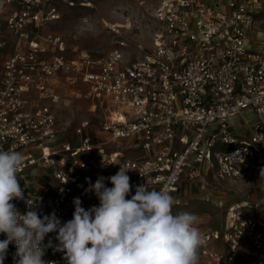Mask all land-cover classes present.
<instances>
[{"label":"built area","instance_id":"built-area-1","mask_svg":"<svg viewBox=\"0 0 264 264\" xmlns=\"http://www.w3.org/2000/svg\"><path fill=\"white\" fill-rule=\"evenodd\" d=\"M93 4L0 0V149L25 156L18 173L25 199L13 200L16 208L29 210L30 198L41 217L54 212L67 222L75 198L85 210L99 205L86 189L101 177L112 187L107 178L120 165L130 170L126 198L141 184L167 190L175 198L174 214L186 187L208 195L218 183L264 176V43L253 44L250 36L264 0H159L145 8L154 21L148 46L128 41L118 25H110L109 52L65 59L58 54L62 35L42 28L58 20L62 8ZM64 86L83 87L103 117L83 120L66 135L57 120ZM246 113L255 122L237 135L231 119ZM45 177L57 182L50 198L39 196ZM203 200L224 212L219 231L202 232L200 256L207 264H264V201L250 212L244 202ZM55 236L45 237L53 246L43 259L67 264L55 251ZM215 241L219 248H208ZM241 245L253 249L251 257L238 250ZM15 252L10 244L4 264H15Z\"/></svg>","mask_w":264,"mask_h":264},{"label":"clouds","instance_id":"clouds-1","mask_svg":"<svg viewBox=\"0 0 264 264\" xmlns=\"http://www.w3.org/2000/svg\"><path fill=\"white\" fill-rule=\"evenodd\" d=\"M24 167L23 153L0 149V234L6 236L0 240V264L10 244L16 247L15 264H53L43 259L53 246L51 239L44 243L49 233H56L55 251L67 264H199L204 237L196 215L174 214L175 198L146 184L126 198L132 187L126 167L107 178L112 187L103 177L90 183L86 191H94L99 205L85 210L75 198L73 218L64 223L54 212L41 217L30 198L24 213L12 203L25 199L18 178Z\"/></svg>","mask_w":264,"mask_h":264},{"label":"rangeland","instance_id":"rangeland-1","mask_svg":"<svg viewBox=\"0 0 264 264\" xmlns=\"http://www.w3.org/2000/svg\"><path fill=\"white\" fill-rule=\"evenodd\" d=\"M158 1L94 0L92 9L62 8L58 20L44 26L42 31L62 35L63 48L58 54L65 59L76 58L83 52L94 57L109 52L114 47V36L107 29L110 25H118L128 41L146 47L149 44L147 29L149 25H154V21L148 19L145 8L151 10L157 6ZM250 36L253 44L264 43L263 10H260L255 17L254 28ZM65 90L66 101L57 110V120L61 127L67 129L66 135H69L83 120L87 119L96 123L100 116L103 117L100 109L92 110V102L82 93L85 91L83 87L67 89V86H64L60 92ZM254 122L255 116L252 113H246L231 119V126L237 135H245ZM45 172L47 171H43ZM42 181L47 182V180ZM214 187V193L208 195L200 194L193 187H186L181 194L183 204L175 208L174 212L195 214L197 226L202 232L219 231L224 219L223 209L215 207L213 202H208L203 198L225 199L226 204L244 202L249 205H244V210L250 212L257 210L258 206H255V203L264 201V176L236 180L233 183H218ZM220 244V241L211 242L208 248L215 250ZM238 250L249 257L253 254V249L249 246L241 245ZM199 258V264H207V259L200 256V249Z\"/></svg>","mask_w":264,"mask_h":264},{"label":"crops","instance_id":"crops-1","mask_svg":"<svg viewBox=\"0 0 264 264\" xmlns=\"http://www.w3.org/2000/svg\"><path fill=\"white\" fill-rule=\"evenodd\" d=\"M42 180H47V182L42 181ZM42 180H40L38 183L39 196L42 198H50L55 193L57 182L51 179L50 177H45Z\"/></svg>","mask_w":264,"mask_h":264},{"label":"bare ground","instance_id":"bare-ground-1","mask_svg":"<svg viewBox=\"0 0 264 264\" xmlns=\"http://www.w3.org/2000/svg\"><path fill=\"white\" fill-rule=\"evenodd\" d=\"M113 117H115V115L113 114Z\"/></svg>","mask_w":264,"mask_h":264}]
</instances>
